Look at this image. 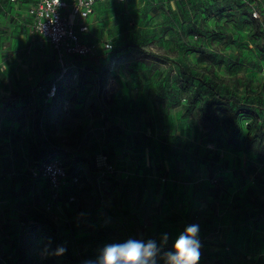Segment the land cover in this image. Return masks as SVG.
I'll use <instances>...</instances> for the list:
<instances>
[{"label":"rangeland","instance_id":"374dc122","mask_svg":"<svg viewBox=\"0 0 264 264\" xmlns=\"http://www.w3.org/2000/svg\"><path fill=\"white\" fill-rule=\"evenodd\" d=\"M35 2L0 0V87L21 98L0 94V264H92L105 244L130 237L168 250L190 223L200 225L198 264H260L264 139L248 152L204 140L229 132L220 123L208 135L214 124L194 90L209 81L237 107L260 95L264 106V0H107L95 54L64 67L25 27ZM46 158L82 173L79 185L56 196L32 173Z\"/></svg>","mask_w":264,"mask_h":264},{"label":"built area","instance_id":"2783aa9c","mask_svg":"<svg viewBox=\"0 0 264 264\" xmlns=\"http://www.w3.org/2000/svg\"><path fill=\"white\" fill-rule=\"evenodd\" d=\"M106 1L36 0L28 6L25 27L42 42L52 45L58 63L64 67L72 56L88 57L95 53L97 45L84 38V35L90 30L89 19L95 13L97 3ZM252 14L254 17L260 16L256 9ZM112 47V43L105 45L109 50ZM32 173L35 178H45L56 196L60 189L77 186L82 180V173H70L59 159L43 161Z\"/></svg>","mask_w":264,"mask_h":264},{"label":"trees","instance_id":"16d2710c","mask_svg":"<svg viewBox=\"0 0 264 264\" xmlns=\"http://www.w3.org/2000/svg\"><path fill=\"white\" fill-rule=\"evenodd\" d=\"M211 62H215L214 58L210 59ZM224 63V62H220ZM183 75H186L188 72L184 68L182 69ZM212 80H216L218 82V85H215V87L224 85V78H219L214 73L211 76ZM181 82V81H180ZM186 86L190 84V80L185 79ZM205 89H202V88ZM214 87L210 84L209 81H204L203 85L198 87L196 90H194L197 97H202L200 106L198 107L199 112L201 113V118L206 123V120H210V124H214L213 131L209 130L208 135H216V132H221L219 124L222 123L223 128L228 134V138H225L223 140H214V137L208 136L206 141H214L217 144H222L226 141L228 145H234L235 148H240L244 152H248V150L254 146L259 145L263 139H264V106L262 105V98L263 96L260 95L258 100L254 102L249 103H240V106L237 107V103L235 102V95L231 93L228 89V87H222V92L214 90ZM58 88H56L57 90ZM208 95H212L214 98L212 102L209 101ZM194 96V95H193ZM21 98L20 94L17 92H12L9 98L7 99V103H20ZM259 102V103H258ZM191 105L194 106L195 101L193 99L190 100ZM215 105L216 108L220 111V113L223 115V118H220L219 115L216 116L211 115V105ZM211 115V118L209 117ZM246 115H254L255 117L252 119V121H249L246 126V134L240 141L239 139H236V133L237 128L240 127V124L242 123L243 118ZM40 141L42 142V136H39ZM170 139V138H169ZM44 142V141H43ZM45 144V143H43ZM49 158L43 159V161L47 160ZM204 163V162H202ZM217 189H212V191H216ZM68 202V201H67ZM70 203V202H69ZM68 203V204H69ZM253 211V210H252ZM248 213V209L246 211ZM261 214V213H260ZM259 214V216H260ZM253 217L252 212L250 210V213L247 215L248 220ZM260 264H264V256L260 257Z\"/></svg>","mask_w":264,"mask_h":264},{"label":"clouds","instance_id":"9594fccd","mask_svg":"<svg viewBox=\"0 0 264 264\" xmlns=\"http://www.w3.org/2000/svg\"><path fill=\"white\" fill-rule=\"evenodd\" d=\"M200 225L190 223L175 239L171 249L165 250L154 238L147 240L128 238L122 242L105 244L92 264H198L201 242ZM169 234H162V243L167 245ZM63 247L57 254H63Z\"/></svg>","mask_w":264,"mask_h":264},{"label":"crops","instance_id":"0c3cea01","mask_svg":"<svg viewBox=\"0 0 264 264\" xmlns=\"http://www.w3.org/2000/svg\"><path fill=\"white\" fill-rule=\"evenodd\" d=\"M129 0H124V1H119V0H115V2H117V3H126V2H128ZM173 1V0H172ZM107 2V1H106ZM106 2H98L97 3V5H96V9H95V13L90 17V19H89V27H90V30H89V32L87 33V34H85L84 35V38H86L87 40H89L91 43H94L95 44V41H94V39L92 38V37H94V32H95V23L97 22V20H96V16H97V14L102 10V8H103V5H105V3ZM27 37L28 38H30V36H29V31H25L24 32V34H23V36H22V38H23V40L22 41H24L25 40V42L27 41ZM21 40H18V41H20V44H23V42L21 41ZM41 43H43V42H41ZM50 44V43H49ZM33 46H32V48H34V44H32ZM50 46L52 47V45L50 44ZM32 48H31V50H32ZM53 48V47H52ZM12 50V49H11ZM53 51H54V49H53ZM55 52V51H54ZM95 53H93V54H91L90 56H92V55H94ZM16 56V57H15ZM18 56V54L16 53V54H10L9 53V57H8V59H9V61L12 59V58H16V60L18 61L20 58H18L17 57ZM55 57H56V54H55ZM89 57V56H88ZM74 58H87V57H76V56H72L69 60H72V59H74ZM2 60H4V59H2ZM2 60H0V61H2ZM13 60V59H12ZM57 60V59H56ZM20 61L21 62H24V60H22V59H20ZM22 64H24V63H21V65H17L16 67H15V69H14V67L13 66H11V69L13 70V71H15L17 68H22L24 65H22ZM10 73L12 72V71H9ZM1 70H0V75H1ZM24 74V73H23ZM1 93H3V95L6 97V99H8L9 98V96L11 95V93H9V88H5V89H3L2 87H0V94ZM6 93H9V95H7ZM18 93V92H17ZM7 102V101H6Z\"/></svg>","mask_w":264,"mask_h":264}]
</instances>
